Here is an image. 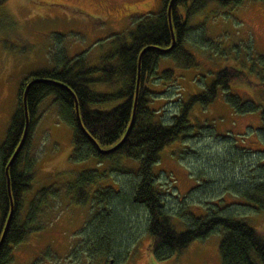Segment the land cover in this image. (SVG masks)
Returning <instances> with one entry per match:
<instances>
[{"label":"rangeland","instance_id":"374dc122","mask_svg":"<svg viewBox=\"0 0 264 264\" xmlns=\"http://www.w3.org/2000/svg\"><path fill=\"white\" fill-rule=\"evenodd\" d=\"M163 2L6 0L0 7V145L25 77L80 55L91 66L99 64L117 35L126 33L140 17L159 13ZM201 17L204 25L194 27L185 44L197 57L198 66L181 68L172 59H160L157 73L171 70L174 81L149 83V89L156 94L150 96L148 107L163 110L165 122L170 120L182 103L206 91L215 74L227 67L244 72L252 84L235 82L228 90L218 88L213 102L194 103L188 117V136L160 151L153 173L165 191V211L173 216L178 231L186 230L193 219L204 220L223 207L224 215L242 219L264 235V211L255 210L249 199L237 196L258 171L252 173L250 168L257 166L262 156L254 153L249 157V151L236 148H264V3L212 6ZM227 95L245 103L236 99L234 107ZM249 104L253 105L252 110H240ZM116 105L107 104L104 108ZM72 150V130L58 118L54 96L49 95L38 108L27 148L26 156L35 162L36 175L30 190L24 193V204L28 205L46 187L57 188L59 196L54 206L44 203V227L12 246L9 264H221V231L195 240L181 253L158 260L146 235L145 211L124 205L126 201L120 199L113 201L116 202L110 213H117L122 219L116 229H111V253L103 258L89 257V243L93 246L89 236L97 219L91 215V202H73L65 188L80 173L91 170L98 174L92 191L110 186L124 194L133 183L138 162L121 158V166L129 172L109 173L106 162L71 159ZM235 204L242 207L228 211ZM101 230L99 226L96 231Z\"/></svg>","mask_w":264,"mask_h":264},{"label":"trees","instance_id":"16d2710c","mask_svg":"<svg viewBox=\"0 0 264 264\" xmlns=\"http://www.w3.org/2000/svg\"><path fill=\"white\" fill-rule=\"evenodd\" d=\"M170 0H164L159 13L145 15L126 32L115 37L110 50L101 56L100 63L91 66L84 55L63 59L55 68L41 70L25 77L18 90L17 106L9 121L4 141L0 145V232L8 212L5 167L21 140L25 116L22 96L25 87L33 80L27 92L26 103L29 117L28 134L23 148L9 167L11 194L14 201L13 217L0 246V264H9L12 258V246L26 240L28 235L44 227L45 206H54L59 190L54 186L42 188L36 196L24 204V193L30 190L36 175L35 162L28 158L27 148L36 121L38 108L49 95L54 96L58 118L72 130L73 150L71 159L93 158L98 164L108 163L107 172L128 173L120 164L121 158L134 159L138 162L133 183L129 191L121 194L110 186L92 191L98 174L95 171L80 173L72 184L65 188V193L77 204L91 202V215L97 219L93 234L89 236L93 246H88L89 257L103 258L111 253V229L122 222L119 214L113 212L117 200L126 201L124 205L141 208L146 213V235L158 260H164L181 253L195 240L205 239L215 231L222 232L219 244L221 264H264V235L242 219L223 214V207L218 208L204 220L193 219L184 231H178L172 220L173 216L165 211L162 199L165 191L160 182H156L153 165L159 159L160 151L174 141L185 138L189 132V112L194 103L208 104L214 101L218 88L229 89L235 82L252 84L247 75L235 68H223L215 74L213 82L203 93L192 96L187 103H182L170 120L163 119L164 111H154L148 107L152 92L148 84L161 81L173 83L171 70L157 73L158 62L162 58L172 59L178 67L198 66L195 55L185 48L189 32L204 25L201 14L208 8L240 6L245 1L264 0H172L171 24L175 35L172 44L167 15ZM6 0H0V7ZM200 17V18H199ZM197 22V23H196ZM195 23V24H194ZM203 42L206 40H202ZM208 43V42H206ZM209 44V43H208ZM140 58V53L146 49ZM139 76V91L136 98L134 119L124 143L112 153H103L117 145L124 137L132 118L135 101V88ZM69 88L71 92L67 89ZM75 96V98H74ZM235 107L238 97L227 95ZM78 105L81 123L85 131L96 142L89 140L80 128L76 113ZM116 106L105 109L107 104ZM236 103V104H235ZM242 104L245 102L241 101ZM238 109V106H236ZM253 105L240 108L252 110ZM264 120V109H263ZM237 149L247 152L251 157L259 153L262 157L257 166L250 171L249 185L240 190V194L249 199L254 209L264 211V148L256 151L248 148ZM115 166V168H114ZM249 172V171H248ZM116 200L115 202H113ZM114 203V204H113ZM242 207L235 204L230 210ZM118 217V218H117ZM111 220V221H110ZM116 222V223H115ZM102 227L100 232L97 228ZM93 236V238H92Z\"/></svg>","mask_w":264,"mask_h":264},{"label":"water","instance_id":"95a60500","mask_svg":"<svg viewBox=\"0 0 264 264\" xmlns=\"http://www.w3.org/2000/svg\"><path fill=\"white\" fill-rule=\"evenodd\" d=\"M171 6H172V0L169 1L168 6H167V15H168V21H169V28H170V32H171V39H172V44L170 46V48L168 50H171L174 45H175V35L173 33V29H172V24H171ZM149 48L144 49L140 55H139V63H140V58L141 55L147 51ZM35 82H37V80H33L30 83H28V85L25 87L24 92H23V96H22V105H23V110H24V116H25V123H24V129H23V133H22V137L20 142L18 143L14 153L12 154L11 158L9 159L6 167H5V178H6V190H7V197H8V203H9V208H8V212L6 214L5 217V221L2 227V230L0 232V246L2 245V243L4 242L6 233L8 231V228L10 226V222L12 220L13 217V207H14V202H13V197L11 194V188H10V179H9V167L12 165V163L14 162V160L16 159L17 155L19 154V152L21 151V149L23 148V145L25 143L27 134H28V127H29V117H28V112H27V103H26V96H27V92L30 88V86L32 84H34ZM67 88V87H66ZM70 92L71 90L69 88H67ZM138 91H139V76L137 77V83H136V88H135V101H134V107H133V112H132V118H131V122L130 125L124 135V137L121 139V141L115 145L114 147L108 149V150H101L103 153H112L115 152L116 150L119 149V147L124 143V141L126 140V137L130 131V128L132 126V122L134 119V113H135V106H136V98L138 95ZM75 98V96H74ZM75 113H76V118L78 121V124L80 126V128L82 129V131L87 135V137L89 138L90 141H92L93 143H95V145L98 147V145L96 144V142L90 137V135L85 131V129L82 126L81 123V119H80V115H79V110H78V105L77 102L75 101Z\"/></svg>","mask_w":264,"mask_h":264},{"label":"bare ground","instance_id":"6f19581e","mask_svg":"<svg viewBox=\"0 0 264 264\" xmlns=\"http://www.w3.org/2000/svg\"><path fill=\"white\" fill-rule=\"evenodd\" d=\"M170 48V47H169ZM175 113H177V112H175ZM175 113H173L172 115H171V117L175 114ZM14 202V201H13ZM9 208V207H8ZM14 208V207H13ZM3 227V226H2Z\"/></svg>","mask_w":264,"mask_h":264}]
</instances>
